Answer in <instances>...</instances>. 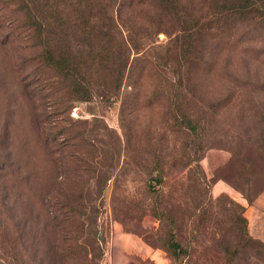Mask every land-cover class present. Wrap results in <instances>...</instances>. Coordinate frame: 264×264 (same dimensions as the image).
Returning <instances> with one entry per match:
<instances>
[{"label":"rangeland","instance_id":"1","mask_svg":"<svg viewBox=\"0 0 264 264\" xmlns=\"http://www.w3.org/2000/svg\"><path fill=\"white\" fill-rule=\"evenodd\" d=\"M255 29L241 27L212 49L200 40L203 64L188 87L169 86L177 68L167 64L153 81L143 78L137 99L128 90L123 116L120 103H84L71 110L75 124L60 126L35 90L37 53L23 38L4 44L0 31V264H83L75 254L83 236L100 241L90 257L97 264H257L249 243L248 258L228 259L243 228L264 245L256 227L264 213V25ZM171 39L159 34L150 50L159 64ZM61 127L68 130L58 136ZM77 131L87 135L70 139ZM86 144L98 151L83 156ZM113 155L119 167L107 181ZM155 168L163 180L149 188ZM69 191L80 195L73 214Z\"/></svg>","mask_w":264,"mask_h":264},{"label":"trees","instance_id":"2","mask_svg":"<svg viewBox=\"0 0 264 264\" xmlns=\"http://www.w3.org/2000/svg\"><path fill=\"white\" fill-rule=\"evenodd\" d=\"M262 25L264 0H0V31L7 38L4 44H16L23 38L24 49L37 53L31 77L56 126L74 123L71 110L84 103H120L123 116L131 104L130 94H134L133 99L138 98L143 78L153 81L162 68L168 69L167 64L177 68L172 70L177 74L175 83L169 82V86L188 87L190 72L203 64L198 42L205 40L212 49L209 44L232 39L241 27L248 30L243 33L250 34ZM161 33L172 38L170 43L174 45V49L165 51L163 64L150 54ZM156 86L154 81L153 87ZM184 117L188 120L186 126L194 129L189 115ZM96 122L106 126L98 117ZM60 129L58 136L68 130ZM86 135V131L70 132L69 138ZM87 145L81 152L83 156L98 151L95 144L87 151ZM115 157L111 158L107 181L117 173L119 163ZM96 163V169H101ZM3 164L0 161V170ZM161 173L157 168L149 173V188L153 182H162ZM26 179L29 180L23 178ZM76 195L69 191L65 198L71 214L75 209L70 205L79 203L80 195ZM242 222H246L244 218ZM74 223L77 221H71L68 228ZM78 226L84 230L87 225L82 221ZM83 238L75 254L80 255L83 264H97L90 257L102 251L100 241L88 243ZM236 240V249L228 259L248 258L246 248L252 245V250H256L252 258L257 264H264V245L254 243L245 228ZM73 255L70 246L62 259L69 262Z\"/></svg>","mask_w":264,"mask_h":264},{"label":"crops","instance_id":"3","mask_svg":"<svg viewBox=\"0 0 264 264\" xmlns=\"http://www.w3.org/2000/svg\"><path fill=\"white\" fill-rule=\"evenodd\" d=\"M218 188L220 192L227 191L226 187L223 186L221 187V185L218 186ZM257 204H258L257 206L258 208L260 209L262 208V210L264 209V196H262V198L259 199ZM257 220L258 221H256V227H258V232H260L264 228V213L259 212Z\"/></svg>","mask_w":264,"mask_h":264}]
</instances>
